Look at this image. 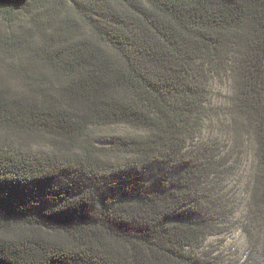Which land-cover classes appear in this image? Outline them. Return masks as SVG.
Instances as JSON below:
<instances>
[{
    "label": "trees",
    "instance_id": "obj_1",
    "mask_svg": "<svg viewBox=\"0 0 264 264\" xmlns=\"http://www.w3.org/2000/svg\"><path fill=\"white\" fill-rule=\"evenodd\" d=\"M246 153L264 264V0H0V264H222Z\"/></svg>",
    "mask_w": 264,
    "mask_h": 264
},
{
    "label": "rangeland",
    "instance_id": "obj_2",
    "mask_svg": "<svg viewBox=\"0 0 264 264\" xmlns=\"http://www.w3.org/2000/svg\"><path fill=\"white\" fill-rule=\"evenodd\" d=\"M212 85L211 96L214 108L210 112L212 118H209V122H207L205 138L216 139L224 145L227 144L228 139H232V133L226 125L227 118L225 115H221L222 107L227 102L229 94L228 82L224 79H216ZM249 156L248 153L243 155V158L239 160L238 165L235 167L238 170L237 175L230 176L225 184L227 185L228 196L234 202L232 219L227 218L228 223L221 230L222 233L210 240L211 248L214 250L213 256L222 264H243L244 259L249 258V252L254 247L250 235L253 236L256 231L254 230L249 235L244 228L247 225Z\"/></svg>",
    "mask_w": 264,
    "mask_h": 264
}]
</instances>
